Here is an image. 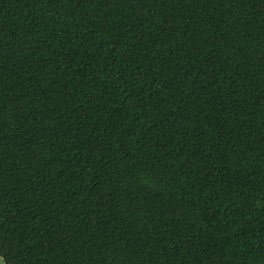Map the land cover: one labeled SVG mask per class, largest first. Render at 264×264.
Returning <instances> with one entry per match:
<instances>
[{"label":"trees","instance_id":"16d2710c","mask_svg":"<svg viewBox=\"0 0 264 264\" xmlns=\"http://www.w3.org/2000/svg\"><path fill=\"white\" fill-rule=\"evenodd\" d=\"M7 264H264V0H0Z\"/></svg>","mask_w":264,"mask_h":264},{"label":"water","instance_id":"95a60500","mask_svg":"<svg viewBox=\"0 0 264 264\" xmlns=\"http://www.w3.org/2000/svg\"><path fill=\"white\" fill-rule=\"evenodd\" d=\"M0 264H7V261L2 254H0Z\"/></svg>","mask_w":264,"mask_h":264}]
</instances>
